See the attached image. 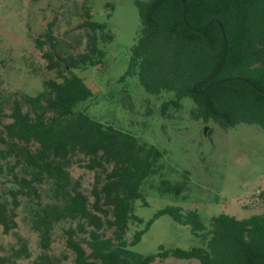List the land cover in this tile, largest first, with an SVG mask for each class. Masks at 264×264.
Segmentation results:
<instances>
[{
	"label": "trees",
	"instance_id": "1",
	"mask_svg": "<svg viewBox=\"0 0 264 264\" xmlns=\"http://www.w3.org/2000/svg\"><path fill=\"white\" fill-rule=\"evenodd\" d=\"M136 5L141 26L127 74L136 75L151 95L173 92L176 100L164 103V111L189 98L196 120L223 129L246 124L264 130V0H137ZM51 27L36 42L41 50L49 46L43 54L47 69L61 82L46 81L45 92L14 99L10 114L0 115V123L3 117L12 120L0 124V162L6 161L13 184L0 194L3 234L18 228L21 198H27L37 205L32 228L45 248L56 224L76 223L64 230L75 264H152L169 257L200 264H264V213L242 220L220 214L206 223L195 210L167 207L158 216L189 226L202 246H162L151 255L128 249L131 223L142 222L135 203L144 200L145 180L160 171L162 152L75 111L94 94L74 71L101 63L105 52L99 42L114 39L107 26L84 22L91 32L87 51L76 56L59 52ZM79 156L88 160L83 167L97 170L93 202L73 185L70 169L82 161ZM4 167L0 163V172ZM45 185L51 186L52 203L42 202ZM22 251L30 257L26 245Z\"/></svg>",
	"mask_w": 264,
	"mask_h": 264
},
{
	"label": "rangeland",
	"instance_id": "2",
	"mask_svg": "<svg viewBox=\"0 0 264 264\" xmlns=\"http://www.w3.org/2000/svg\"><path fill=\"white\" fill-rule=\"evenodd\" d=\"M137 0H0V115L10 114L16 98L37 96L46 91L44 83L56 80L37 39L52 26L58 50L64 55L87 51L91 33L83 27L87 20L105 24L112 42H99L105 55L100 64L74 72L92 90L93 97L76 108V113L129 133L162 152L160 171L142 185L144 200L135 203V215L127 233L128 249L142 255L157 254L160 247L189 250L201 247L189 226L159 212L167 207L195 210L208 221L220 214L248 219L264 213V130L241 124L223 129L213 122L193 118L194 104L185 98L180 107L163 104L176 100L173 92L151 95L136 75H128L131 49L135 45L140 18ZM99 38L102 32L97 33ZM0 124L12 120L6 117ZM70 173L73 185L90 197L97 170L83 167V156ZM0 194L12 184L6 161L0 162ZM17 173L23 172L18 169ZM43 204L52 203L50 185L41 189ZM18 228L3 234L0 225V264H75L74 253L66 246L64 230L76 226L62 221L55 225L50 244L45 248L41 235L32 228L35 202L21 198ZM157 216V217H156ZM150 224V225H149ZM141 240L133 243L137 233ZM110 235V233H109ZM26 245L30 257L22 251ZM88 252L90 250L86 245ZM152 264H200L196 259L174 257L157 259Z\"/></svg>",
	"mask_w": 264,
	"mask_h": 264
}]
</instances>
